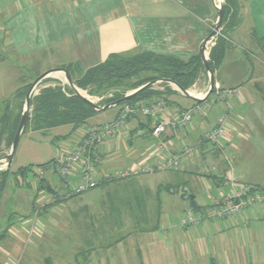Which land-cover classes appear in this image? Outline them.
Returning <instances> with one entry per match:
<instances>
[{
	"label": "crops",
	"instance_id": "1",
	"mask_svg": "<svg viewBox=\"0 0 264 264\" xmlns=\"http://www.w3.org/2000/svg\"><path fill=\"white\" fill-rule=\"evenodd\" d=\"M238 2L241 21L223 38L228 47L214 70L215 93L200 104L178 92L163 95L167 100L161 97L167 103L163 113L167 121L178 109H193L201 104L209 107L206 113H195L190 125L169 128L161 137L164 155L181 152L186 146L192 148V155L176 169H160L162 154L152 136V123L141 114L131 117L99 149L103 162L94 174L99 180L97 188L135 176L167 174L158 184L173 195L160 202L158 226L143 231L136 246L124 245L128 237L109 235L112 241L106 250L104 246L79 249L73 257L76 264H120L119 258L123 264H264V203L254 204L234 218L205 219L193 227L181 226L188 205L202 210L213 199L230 194L233 188L224 183L228 174L242 184L264 186V0ZM217 3L218 0H0V121L7 109L12 112V120L17 116L19 100L15 92L52 69H66L73 79L113 54L151 53L184 62L200 56L201 45L218 19ZM57 81L62 84V77H51L40 88L55 86ZM198 83L206 93V70ZM154 89L166 91L163 87ZM218 91L235 94L222 100ZM119 112L113 108L97 114L75 131L68 125L45 134L28 133L49 137L56 143L58 153H67L76 147L88 127L111 123ZM223 114L229 119L225 137L217 142L204 139ZM57 159L53 174L45 175L44 185L54 193L40 191V183L30 176L33 173H28L24 178L10 179L0 195V264H21L27 252L25 235L30 232L31 241L40 235L41 227H50L59 219L69 238L76 236L75 231L85 229L78 195L66 193L81 182L79 166L63 179ZM139 165L151 172L121 177L122 172ZM10 170L18 171L13 170V164ZM183 189L190 195L189 201L183 199ZM26 203L29 207L22 209ZM55 211L61 212L60 217L53 215ZM70 217L74 218V227ZM90 236L108 238V234L100 232L97 237L93 232Z\"/></svg>",
	"mask_w": 264,
	"mask_h": 264
},
{
	"label": "rangeland",
	"instance_id": "2",
	"mask_svg": "<svg viewBox=\"0 0 264 264\" xmlns=\"http://www.w3.org/2000/svg\"><path fill=\"white\" fill-rule=\"evenodd\" d=\"M200 78L188 91H193L194 94H191L194 96L204 97L206 93L199 89L198 82ZM167 86L170 89H174L175 92H178L175 87L167 84H156L153 88L163 87L166 90ZM79 91L81 94L84 93L85 97L104 105L105 101L114 98L117 93L125 92V89L117 88L95 95H91L86 90L79 89ZM128 92L130 90L126 91V93ZM1 128L2 124L0 123V134ZM6 139L7 136H3L2 138L0 136L1 170L2 168H6L7 162L5 158L10 154L11 150ZM57 155V145L49 137H43L40 134L29 135L26 132L22 135L21 141L19 142L13 163V170L17 171L21 167L19 164L31 169L33 167L44 166V169L47 171L45 175H52ZM33 175L34 173L30 174L31 177ZM166 175L165 173H161L159 175L135 176L129 180H117L112 184H107L101 188L99 187L78 195L76 198H78L79 204H82L79 207L85 214V229L82 232L75 231L76 236L69 238L67 234L65 235L67 232L63 230L61 219L51 223L50 227L46 225L40 228V226H37L41 229L38 237L32 238L29 241L28 235L30 232L25 235L27 239L24 240V244L27 246V252L24 253V260L21 264L24 262L25 264H76L73 257L76 256L79 249L82 251L85 248L104 246L106 250L113 236H116L118 239L128 237L124 245L136 246L143 231L151 230L155 226H158L157 220L160 212V202H166L172 198L173 194L158 184H162L161 181L164 180L163 177ZM59 178V175H57L58 180ZM144 184H149L152 188L150 190L146 189L147 186H144ZM28 203H26L27 207L23 206L22 209L28 208ZM11 207L12 205L9 209ZM53 215L60 217L61 212L55 211ZM70 219H72V226L74 227V218L70 217ZM77 219L79 222L80 219ZM78 222L77 224H79ZM92 232L96 234V237L99 232L101 234H108V238H101V240L98 237L91 238L90 235ZM131 232L134 233L132 235L134 237L129 236ZM37 238L38 240H36ZM79 244L80 247L77 246ZM118 260L120 264H123L122 259L119 258Z\"/></svg>",
	"mask_w": 264,
	"mask_h": 264
},
{
	"label": "trees",
	"instance_id": "3",
	"mask_svg": "<svg viewBox=\"0 0 264 264\" xmlns=\"http://www.w3.org/2000/svg\"><path fill=\"white\" fill-rule=\"evenodd\" d=\"M223 6L224 19L222 29L220 34L216 36H219V38L209 54V64L213 72L228 47V43L223 39L227 36L226 31L238 26L241 21L238 0H224ZM203 72H205V68L200 56L184 62L173 57L151 53L136 55L113 54L104 63L82 73L79 78H73V81L79 89L89 91L91 95L101 94L103 91L117 88L125 89V92L117 93L114 98L104 102V104H110L123 98L126 91H132L148 82L160 79L172 80L185 90H188L196 84ZM30 85L20 88L14 94L15 99L19 100L18 114L14 120H12V112L7 109L6 114L0 121L2 124L0 136L1 138L7 136L6 140L9 147L12 146L17 132L25 97ZM215 91L214 89L212 94ZM174 93L175 91L170 89L169 86H167L165 93L159 92L151 86L126 104H134L140 100L153 97L161 98L163 95H173ZM165 100L167 99L165 98ZM121 108L122 106H119L115 109ZM96 115L97 113L90 105L74 96L71 88L65 87L63 89L61 83L57 81L55 86L39 88L38 93L32 97L29 120L23 134L28 131L45 134L51 129L68 125H71L73 131H75ZM34 168L36 167L32 169L29 167L19 168L16 173L11 170L8 172L0 171V195L5 191L10 179L13 177L17 179V176L24 178L28 173H34ZM42 168L45 167L43 166ZM39 183L40 191L54 193L49 186H44L46 184L45 178Z\"/></svg>",
	"mask_w": 264,
	"mask_h": 264
},
{
	"label": "built area",
	"instance_id": "4",
	"mask_svg": "<svg viewBox=\"0 0 264 264\" xmlns=\"http://www.w3.org/2000/svg\"><path fill=\"white\" fill-rule=\"evenodd\" d=\"M213 44L214 41L212 42V46ZM234 94L235 91H226L224 93L218 91L217 96L219 99L224 100L226 97L233 96ZM166 108L167 103L161 98L143 99L134 104L122 105L119 116L115 121L88 127L80 142L73 150L67 153H58L57 161L60 164L59 173L61 178L67 179L76 165L79 166V172L81 174V182L66 193L68 195H80L97 188L99 180L94 177V174L96 168L103 162L99 152L100 147L121 127H124L131 117L138 114L151 119L152 136L157 140V149L162 154L159 168L170 170L179 167L185 159L192 155V148L186 146L181 152L164 155L165 145L162 143L161 137L169 128H177L179 126L186 127L190 125L195 113H206L209 107L205 104H201L193 109H178L175 116L172 117L170 121L163 119V113ZM228 120V115L223 114L216 128L208 131L204 139L217 142L224 138L227 133ZM33 172L38 182L45 178L46 169L36 167ZM148 172H151V169L139 165L136 168L122 172L121 177L126 178L139 173ZM224 183L233 188L230 194L213 199L212 202L202 210L195 209L192 205H188L185 208L184 216L181 220V226L183 228L196 226L205 219L215 221L234 218L254 204L264 203V186L252 187L242 184L237 177L231 174L224 177ZM181 191L183 199L189 201L190 195L187 193V190L183 189Z\"/></svg>",
	"mask_w": 264,
	"mask_h": 264
},
{
	"label": "water",
	"instance_id": "5",
	"mask_svg": "<svg viewBox=\"0 0 264 264\" xmlns=\"http://www.w3.org/2000/svg\"><path fill=\"white\" fill-rule=\"evenodd\" d=\"M223 0H218V3L216 5V9L218 11V19L216 22V25L214 27V29L212 30V32L209 34V36L205 39V41L203 42V44L201 45L199 54L200 57L202 59L203 62V66L208 74L209 77V87L208 90L206 92V95L204 97H198V96H194L192 95L188 90H185L183 87H181L178 83L169 80V79H160V80H156V81H151L148 82L142 86H140L137 89H134L128 93H126L124 95L123 98L110 103V104H98L96 102H94L93 100L85 97L84 95L81 94V92L79 91V88L74 84V81L69 73V71H67L66 69H52L49 71H46L45 73L41 74L40 76H38L34 82L30 85L28 92L26 94L25 97V102H24V108H23V112L21 115V119H20V123L17 129V132L15 134L12 146H11V150H10V154L5 158V161L7 162L6 168H2V170L0 169V171H6L8 172L13 164L14 158H15V154L19 145V142L21 140V137L27 127V123L29 120V115H30V101L32 99L33 96H35L37 94V91L39 90V86L47 79L54 77V76H61L62 77V87L63 89L65 87H69L73 90L74 92V96L81 99L82 101H84L85 103H87L88 105H90L95 113L100 114L103 112H106L110 109L122 106L124 104H126L127 102L131 101L136 95H138L139 93L143 92L144 90L148 89L151 86H154L156 84H168L171 85L173 87H175L177 89V91L179 92V94L187 99H190L196 103H201V102H205L209 96L213 93L214 88H215V77H214V72L211 70L210 68V64H209V54H210V49L212 47V42L214 41L215 37L220 34L221 29H222V24H223V19H224V6H223ZM2 161H0L1 163Z\"/></svg>",
	"mask_w": 264,
	"mask_h": 264
},
{
	"label": "bare ground",
	"instance_id": "6",
	"mask_svg": "<svg viewBox=\"0 0 264 264\" xmlns=\"http://www.w3.org/2000/svg\"><path fill=\"white\" fill-rule=\"evenodd\" d=\"M193 92V91H192ZM191 93V92H190ZM194 93V92H193ZM84 95V93H82ZM90 99V98H89Z\"/></svg>",
	"mask_w": 264,
	"mask_h": 264
}]
</instances>
